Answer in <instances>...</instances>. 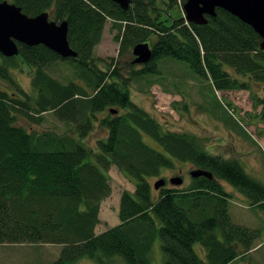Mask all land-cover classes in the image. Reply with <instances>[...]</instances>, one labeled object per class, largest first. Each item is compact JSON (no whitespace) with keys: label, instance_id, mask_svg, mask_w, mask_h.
<instances>
[{"label":"trees","instance_id":"16d2710c","mask_svg":"<svg viewBox=\"0 0 264 264\" xmlns=\"http://www.w3.org/2000/svg\"><path fill=\"white\" fill-rule=\"evenodd\" d=\"M8 1L30 16L45 11L51 20H66L76 56L62 57L41 44H19L16 56L0 53V79L16 89L10 94L0 89V244L60 245L51 264H110L114 257L123 264H153L149 254L157 236L163 264H230L254 247L257 230L231 221L230 195L220 181L263 211L264 184L238 160L205 150L193 133L163 129L132 101L129 90L132 78L158 75L160 60L183 61L211 90H249L263 113L264 96L255 97L250 88L264 83L259 35L222 8L205 24L186 23L185 0H130L126 10L111 0ZM107 21L117 31L120 52L140 42L151 48L150 60L128 77L116 68L103 70L93 55ZM17 60L33 69L34 96L10 77ZM57 61L73 65L83 84L52 77L46 69ZM47 112L65 130L17 124L19 119L40 124ZM94 119L107 134L93 147L84 140ZM175 161L211 177H192L184 187L164 185L154 198L150 178ZM112 165L135 190L121 191L119 223L96 233L101 201L111 191Z\"/></svg>","mask_w":264,"mask_h":264},{"label":"rangeland","instance_id":"374dc122","mask_svg":"<svg viewBox=\"0 0 264 264\" xmlns=\"http://www.w3.org/2000/svg\"><path fill=\"white\" fill-rule=\"evenodd\" d=\"M116 33L117 31L111 28L110 21H107L93 55L101 59L98 65L103 70L116 68L121 76L128 77L142 64L132 62L134 59L132 47L119 51V42L115 39ZM153 39L151 38L150 41ZM17 62L19 64L10 69V77L20 89L34 96L35 91L31 87L33 69L21 61L17 60ZM158 67L160 70L158 75L130 80L129 92L132 101L160 122L163 129L194 133L208 152H219L232 156L231 159L237 158L236 160L242 161L247 168L249 164L257 163L256 172L251 175L264 184V143L261 138L257 139L264 127V113H261V105L254 106L250 91L246 89L217 92L211 90L206 84L207 81L192 75L183 61L163 59L158 62ZM46 70L52 77L62 82L69 80L78 82V79L74 77V66L66 62L57 61ZM78 83L83 84V82ZM250 88L255 97L264 96V83L253 82ZM0 89L8 94L16 92L15 88L1 79ZM221 103L228 112L220 106ZM232 107L234 111L230 110L233 109ZM229 112L235 113L241 125L250 134L248 135L250 139L242 135L244 134L242 128L233 127L238 122L230 117ZM96 115L97 118H101L105 113ZM42 116L44 120L40 124L29 123L24 119H19L17 124L37 131L56 128L65 130V126L54 117L52 112L44 113ZM228 128L239 134L233 139ZM106 134V129L99 125L98 119H94L93 127L84 140L85 144L94 147L96 140L103 138ZM144 140L153 148L159 149L151 139L144 136ZM175 163L173 168L163 169L160 176L152 177L150 180L154 182L161 177L167 179L177 175L183 178L185 183L182 185L185 186L190 182L188 171L195 168L187 162L176 161ZM109 176L111 192L100 205L97 224V229L100 230L112 226L117 220L120 191L126 188L132 189V183L117 167L111 166ZM222 183L225 190L227 188L232 190L229 193L228 204L231 221L257 230L258 233V237L253 241L254 248L230 264H264V211L251 207L239 192L225 182ZM182 185L178 187H183ZM60 248L61 246L57 244H0V264H51L58 256ZM197 249L202 252L200 247ZM149 257L153 264H163L158 236L153 241ZM81 262H87V260L82 259ZM110 264H123V262L120 258L114 257Z\"/></svg>","mask_w":264,"mask_h":264},{"label":"water","instance_id":"95a60500","mask_svg":"<svg viewBox=\"0 0 264 264\" xmlns=\"http://www.w3.org/2000/svg\"><path fill=\"white\" fill-rule=\"evenodd\" d=\"M120 8L126 10L130 0H111ZM216 8H222L241 21L248 24L260 37L259 47L264 49V0H186L182 9L185 19L194 24L207 23L208 16H215ZM68 25L66 20L54 21L49 19L47 12L30 16L21 7L8 0H0V53L4 56L18 54L19 44L27 46L44 45L62 57H75L76 52L67 40ZM133 63L144 64L151 58V49L147 42L133 46ZM111 112L115 113L116 110ZM191 175L211 176L204 170H193ZM169 181L180 184L182 178L175 176ZM159 179L154 186L164 184Z\"/></svg>","mask_w":264,"mask_h":264},{"label":"crops","instance_id":"0c3cea01","mask_svg":"<svg viewBox=\"0 0 264 264\" xmlns=\"http://www.w3.org/2000/svg\"><path fill=\"white\" fill-rule=\"evenodd\" d=\"M251 121L253 120V119H250ZM258 122V121H257ZM256 122V123H257ZM233 127H235L236 129H239L240 127L236 124V125H234ZM242 131H245V130H243L242 129ZM228 132H230L231 133V136L233 137V139L239 134L238 132L236 133V132H233V130L232 129H230V128H228ZM244 134H242V135H244V137H246V139L247 138H249V136H248V134L246 133V131L245 132H243ZM232 134H234V136L232 135ZM241 135V134H240ZM259 138H261L262 139V141H263V143H264V127L261 129V131H260V136L258 135V137H257V139H259ZM250 139V138H249ZM253 141H255L254 139H252ZM257 141V143L259 144V142H258V140H256ZM219 145V144H218ZM219 146H222V144H220ZM211 154H214V155H218V156H220V157H223V158H225V159H228V158H232V156H229V155H224V154H221V153H219V152H213V151H211L210 152ZM237 159V158H236ZM239 162H240V164L243 166V168H244V170L252 177V175L251 174H254L255 172H256V168H257V163H255V164H249V167L247 168L245 165H244V163L242 162V161H240L239 160ZM253 172V173H252ZM253 178V177H252ZM255 179V178H254ZM257 180V179H256ZM258 181H260V180H258ZM261 182V181H260ZM262 183V182H261ZM127 189V188H126ZM128 190V189H127ZM129 191H131V192H133L134 191V189H133V185H132V189H129ZM226 191L228 192V193H230V191H232V190H229L228 188L226 189ZM153 195L155 196V197H157V192H155V191H153ZM241 195V194H240ZM243 197V196H242ZM245 199V198H244ZM118 223V219L113 223V225H115V224H117ZM110 227V226H109ZM106 228H104V229H102V230H100V229H97V226L95 227V232L96 233H99V232H101V231H103V230H105ZM97 230V231H96ZM197 251H198V253L200 252L198 249H197Z\"/></svg>","mask_w":264,"mask_h":264}]
</instances>
